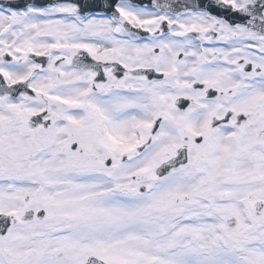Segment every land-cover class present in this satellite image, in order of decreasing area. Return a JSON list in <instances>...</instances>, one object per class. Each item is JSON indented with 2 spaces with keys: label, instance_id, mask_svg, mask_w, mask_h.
<instances>
[{
  "label": "snow or ice",
  "instance_id": "1",
  "mask_svg": "<svg viewBox=\"0 0 264 264\" xmlns=\"http://www.w3.org/2000/svg\"><path fill=\"white\" fill-rule=\"evenodd\" d=\"M0 264H264V0H0Z\"/></svg>",
  "mask_w": 264,
  "mask_h": 264
}]
</instances>
